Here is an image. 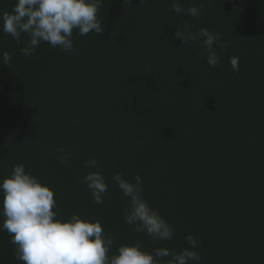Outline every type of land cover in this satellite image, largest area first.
I'll return each instance as SVG.
<instances>
[{
    "label": "trees",
    "instance_id": "obj_1",
    "mask_svg": "<svg viewBox=\"0 0 264 264\" xmlns=\"http://www.w3.org/2000/svg\"><path fill=\"white\" fill-rule=\"evenodd\" d=\"M14 3L0 0V13ZM180 3L177 14L172 0H104V31L74 32V53L42 42L25 57L23 43L0 30V57H12L8 66L0 59V177L24 164L55 189L60 216L99 219L116 246L180 251L192 234L200 264H264V0ZM193 4H203L201 17L188 14ZM185 25L222 35L217 67L200 41L174 37ZM90 171L140 175L173 238L134 233L122 214L128 200L112 183L95 203L82 182ZM10 240L0 231V264H22Z\"/></svg>",
    "mask_w": 264,
    "mask_h": 264
},
{
    "label": "clouds",
    "instance_id": "obj_2",
    "mask_svg": "<svg viewBox=\"0 0 264 264\" xmlns=\"http://www.w3.org/2000/svg\"><path fill=\"white\" fill-rule=\"evenodd\" d=\"M103 5L104 0H15L11 11L0 13V30L18 45L23 43L20 50L25 57L33 56L42 42L62 52L74 53V32L85 36L104 31L98 15ZM202 8L203 4H193L187 12L199 18L203 15ZM171 10L177 14L184 12L180 0H172ZM173 35L183 44L200 41L206 62L213 68L220 63L217 46L221 52L227 48L220 33L205 27L192 32L185 25ZM22 36L28 39L22 41ZM0 59L8 66L12 57L5 51ZM230 64L234 72L239 71L238 56L230 57ZM56 151L57 158L67 166L69 154L63 148ZM87 166L96 168L98 162L91 158ZM82 182L97 204L108 197L109 183L118 187L128 200L122 213L124 223L134 233L145 234L153 242L169 241L175 235L173 225L145 199L140 175L132 180L117 172L109 180L102 171H90ZM57 207L55 189L30 170L26 171L24 164L13 165L6 176L0 177V217L3 218L0 231L11 237L16 259L22 264H200L198 239L192 234L185 237L188 246L180 251L166 246L149 250L140 241L116 246L115 237L105 231L99 219L78 213L60 216Z\"/></svg>",
    "mask_w": 264,
    "mask_h": 264
}]
</instances>
